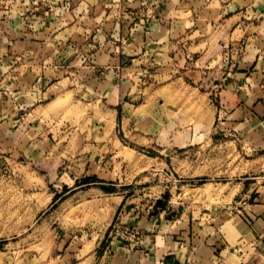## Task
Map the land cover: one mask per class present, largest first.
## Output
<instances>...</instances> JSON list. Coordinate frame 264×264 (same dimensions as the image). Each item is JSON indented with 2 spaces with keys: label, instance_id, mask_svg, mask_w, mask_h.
<instances>
[{
  "label": "crops",
  "instance_id": "1",
  "mask_svg": "<svg viewBox=\"0 0 264 264\" xmlns=\"http://www.w3.org/2000/svg\"><path fill=\"white\" fill-rule=\"evenodd\" d=\"M65 99L84 110L75 130L50 112ZM216 136L264 164V0H0V143L44 164L54 196L87 178L129 188L120 146ZM174 188L113 197L111 221L139 242L109 233V252L78 264H264V185L200 213L172 205Z\"/></svg>",
  "mask_w": 264,
  "mask_h": 264
},
{
  "label": "rangeland",
  "instance_id": "2",
  "mask_svg": "<svg viewBox=\"0 0 264 264\" xmlns=\"http://www.w3.org/2000/svg\"><path fill=\"white\" fill-rule=\"evenodd\" d=\"M53 105L52 115L59 113L60 120H68L69 128L75 130L73 123L83 117L84 110L72 109L67 99ZM124 147H119L114 160L127 165L121 183H129V188L99 186L95 178H87L79 179L80 184L72 185L66 194L63 191L54 196L44 164L34 165L11 144L0 143V264H78L108 253L107 235L118 225L109 216L112 198L142 196L147 187L154 188L156 196V187L164 180L175 187L171 204L191 203L197 213L230 206L241 183L264 185V164L243 157L223 137L216 136L183 151L167 152L148 146L137 155ZM120 155L123 160L117 159ZM154 156L163 162L157 166L151 160ZM59 163L55 162L52 169ZM159 170V176L154 174ZM79 238V246H69ZM82 242L86 246L78 252Z\"/></svg>",
  "mask_w": 264,
  "mask_h": 264
},
{
  "label": "built area",
  "instance_id": "3",
  "mask_svg": "<svg viewBox=\"0 0 264 264\" xmlns=\"http://www.w3.org/2000/svg\"><path fill=\"white\" fill-rule=\"evenodd\" d=\"M111 234L119 238L122 242L136 244L140 240V235L135 230L120 227L119 225L112 227Z\"/></svg>",
  "mask_w": 264,
  "mask_h": 264
}]
</instances>
